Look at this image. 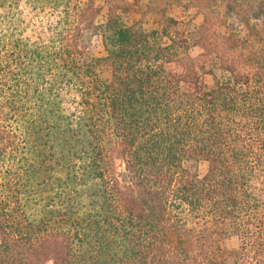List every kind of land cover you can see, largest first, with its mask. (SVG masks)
<instances>
[{"label":"trees","instance_id":"1","mask_svg":"<svg viewBox=\"0 0 264 264\" xmlns=\"http://www.w3.org/2000/svg\"><path fill=\"white\" fill-rule=\"evenodd\" d=\"M113 3L100 26L93 1L0 0V264H264V55ZM226 7L261 41L264 0Z\"/></svg>","mask_w":264,"mask_h":264},{"label":"rangeland","instance_id":"2","mask_svg":"<svg viewBox=\"0 0 264 264\" xmlns=\"http://www.w3.org/2000/svg\"><path fill=\"white\" fill-rule=\"evenodd\" d=\"M90 1H93L100 10L97 23L103 26L107 23L109 18V10L115 0H80L81 6L85 7ZM113 1V2H110ZM130 3L128 11L116 10L117 15L121 20L127 22L131 26L142 28L148 32L158 31L162 33L163 28L171 29L173 27L171 20L183 23L178 26L181 29V34L190 35L185 32L184 26H192L193 29H203L200 31L203 34L206 45H213L225 40V37H231L238 45L244 46L245 54H249V45L256 48L255 56L264 55V24H258L261 33L260 40L257 37L248 36V29L239 23L235 16L227 11L226 0H125ZM189 24V25H188ZM177 27V26H176ZM175 26L171 31L175 32ZM184 31V32H183ZM189 33V34H188ZM234 33V34H233ZM253 35V34H252ZM173 37L177 35L173 33ZM179 38V36H178ZM248 41L244 43L243 41ZM251 44H247V43ZM165 42L170 43L165 39ZM254 48V49H255ZM260 50V52H259ZM92 54L97 58L106 56L105 47L101 37L94 39L91 47ZM190 57L201 77L202 84L205 88L212 87L216 78L225 77L224 70L220 67L216 53L205 50L200 45H194L190 49ZM108 67L101 68V73L107 75ZM197 174L203 178L208 171V162L198 161L195 163ZM221 247L225 252H234L240 247V240L237 236H230L223 239Z\"/></svg>","mask_w":264,"mask_h":264}]
</instances>
